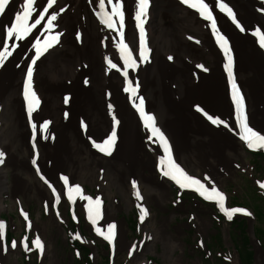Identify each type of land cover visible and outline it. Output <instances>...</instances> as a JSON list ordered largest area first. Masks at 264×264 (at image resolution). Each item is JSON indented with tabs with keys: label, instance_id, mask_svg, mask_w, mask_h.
Masks as SVG:
<instances>
[{
	"label": "bare ground",
	"instance_id": "obj_1",
	"mask_svg": "<svg viewBox=\"0 0 264 264\" xmlns=\"http://www.w3.org/2000/svg\"><path fill=\"white\" fill-rule=\"evenodd\" d=\"M222 2L232 9L245 31L237 29L227 15L215 7V0H205L217 21L218 30L229 41L233 77L245 101L249 126L264 134V50L259 48L251 34L253 29L264 25V13L259 11L264 8V0ZM46 3L47 0L38 1L37 11L33 13L35 17ZM106 3L109 8L106 13L111 14L115 0H112V4L108 0ZM124 3L130 14V17L126 16L124 28L120 29L118 19L113 17L115 27L109 29L101 25L88 9V0H54L41 23L23 41H18L12 55L1 67L0 146L5 151L1 159L4 162L2 167H12V175L11 183H8L0 165V196L2 190L7 191L8 187L11 188V197L19 193L24 196L30 194L32 183L20 171L33 173V168H37L40 179H37L34 187L39 198L45 199L48 205L52 198L58 200L59 191L65 192V182L60 179L64 176L69 187L74 184L80 188V193L72 201L83 207L88 218L85 205L89 201L82 197L89 196L80 182L92 185L94 177L101 175L95 195L100 197L101 219L94 226L107 232V224H114L113 238L116 235L120 247L131 250L132 264H154L145 260L144 256L146 252L153 251L157 243L161 245L160 256L165 264H183V245L179 235L181 227L186 225L175 226L173 234L167 229L173 215L164 217L159 225H155V215L146 207L153 203L163 208L170 191L165 181L168 178L162 176L158 179L155 174L157 159L163 155L159 141L155 137L148 138L151 152L145 147L139 114L129 101L128 94L123 91V62L117 44L126 37L129 40L137 37L133 27L136 2L124 0ZM34 5H37V1ZM19 6V0H9L5 12L0 16V29L5 25L10 26V18L14 17ZM52 11L57 13L52 29L57 28L62 34L59 35L57 47L37 62L34 86L39 104L31 117L36 125L33 129L28 126L29 116L20 95L22 73L33 50L31 41L47 34V30L39 29L43 28L46 17ZM147 15L149 17L144 20L148 24L147 32L153 48L150 58L147 57L142 63L138 53L133 56L137 65L135 72L128 70L130 84L136 87L137 96L143 98L145 111L154 116L155 125L165 135L174 161L189 175L200 179L205 187L211 189L215 186L225 198L222 178H231L234 169L240 168L237 160L245 152L244 142L240 140L239 130L235 126L227 75L223 69V53L212 36L208 21L203 20L196 10L181 4L180 0H149ZM77 32L80 33L79 40ZM12 39L9 38L10 43ZM105 57L116 63L117 68H110ZM197 65L202 67L198 68ZM65 96L69 98L67 103ZM109 104L112 105L111 114ZM195 106L227 121L229 128L212 125L196 111ZM113 116L118 121L116 140L111 152L106 155L93 148L92 142H101L112 131ZM44 120L50 123L41 135L39 125ZM81 121L86 125L84 129L80 127ZM8 128L9 134L18 138L22 156L14 152V146L5 134ZM33 133L35 141L30 137ZM33 145L38 154L34 167L31 165ZM37 146L41 147L40 150ZM205 177L208 179L205 180ZM132 180L137 182L140 194L139 198L135 196L137 203L147 213L141 221L142 237L135 243L126 236L124 220L116 218V212L124 207L122 202L129 207ZM113 190L121 195V199L116 198ZM104 197L107 203L102 200ZM225 201L226 198L225 208L230 209ZM176 205L184 208L181 200ZM21 212L26 216L25 210ZM236 214L249 215L234 213L232 216ZM52 218L62 231L60 217L52 214ZM26 219L32 228L41 229L42 236H46V223L41 227L35 221ZM195 219L198 233L205 232L211 224L210 218L199 214L195 215ZM36 238L42 244V258L48 255V264H59L52 238L48 246L40 235H36ZM10 248L6 247L3 252L1 250L3 264L6 262L5 253ZM176 250L180 254L174 255ZM256 263L264 264L263 252L258 247ZM191 264H198V260ZM234 264H238L236 256Z\"/></svg>",
	"mask_w": 264,
	"mask_h": 264
},
{
	"label": "rangeland",
	"instance_id": "obj_2",
	"mask_svg": "<svg viewBox=\"0 0 264 264\" xmlns=\"http://www.w3.org/2000/svg\"><path fill=\"white\" fill-rule=\"evenodd\" d=\"M9 131L10 130L8 128L6 131L7 136ZM8 137L12 144H18L14 134L11 136L9 135ZM18 154L21 155L20 152H18ZM237 163L240 168L234 169L231 178H222V187L226 193L229 207L235 208L237 207V204H241L242 208L247 209L251 213V218L247 216H235L227 221L223 219L225 218L224 214L217 211L215 206L211 203L205 201L199 202L198 200H195L189 193H179L178 195V193L172 188L169 189L170 196L168 197L167 201L164 202L163 208L157 207L153 203H149L148 208H150L151 213H154L155 215V225H159V221H162L164 217H169L171 214L173 217H171V219L168 221L167 229L173 234H175V226L183 224L186 225L181 227L182 232L179 235L183 245V264H191L195 260H198V264H211V262L217 264L220 263L219 260L222 258L217 255L220 253L218 252L220 251V248H218V243L225 249L223 258L225 257L226 264H234L235 253L237 254L238 264H242L238 255V251H241L244 245H247V247L253 251L254 254L251 261L249 258L250 264H257V247L260 248L264 255V231H262L264 230V202L261 198V196L264 197V188L260 187V184L264 183V155L255 156L254 154L245 152L242 158L237 160ZM6 170L8 172V180L10 181L12 168L7 167ZM20 173H22V176L28 178V180L32 183L33 192L27 196L19 194L18 197L23 202L24 206L30 209L33 220H35L39 225H43V222H46V242L48 244L49 240L52 238L59 264H82L85 262L87 260L85 257L77 259L79 253L76 251L71 252V250L74 249V246L72 245L71 249V246H69L66 241L65 230L63 229V231H59V228L53 222L51 216H46V214L38 217L39 214H42L40 208L42 207L41 202L44 200H41L36 195V189L34 187L36 179H34L32 174L30 175L27 172L20 171ZM98 180L99 176L97 175L94 177L92 185L88 184L87 182L82 183L85 185L87 191H91L92 194H95L98 187ZM113 192L118 199H121V195H119L116 190H113ZM179 200L184 202V208L176 205ZM2 201L4 205L3 209L1 210V215L4 217H8L9 215L13 216V220L8 219V222L9 228H11L10 230L12 233H14V235L10 238L7 237L6 246L11 247L13 243L17 244L16 247L11 248V252H9L10 249L7 250L6 263L48 264L49 256L41 259L39 250L33 247L31 242L34 238V233L28 230L26 224L25 228L29 233H26V236L29 243L26 247L20 245L19 242L21 236L19 233L22 231V227H24V221L21 218H18L16 214L15 200L6 196V193H3ZM196 203L197 205L195 206ZM60 204L58 207L61 211ZM122 206L124 207L120 211L116 212V218L124 220L126 236L128 240H132L138 236V223L136 222V218H134V215L136 214V208L132 207L133 203L130 200L129 207H125L123 202ZM200 210H206V212L203 213L200 212ZM72 212L76 213V215L80 213V208L77 204L72 206ZM196 214L202 215L204 218H211V225H209L205 232H197L195 226ZM254 214L255 218L253 217ZM62 215L65 217V209H62ZM63 220L65 222L63 223L64 227L68 229L69 219L63 218ZM80 220L82 222H80V228L82 229L83 235L86 238H91L93 242L96 243L94 246L92 244L87 245V247L93 252L92 264H132V258L129 252L126 251L125 248H121L119 242L117 251L113 250L108 263L106 261L107 252L105 249H103V245L105 247L106 245L101 240H99L98 235L85 218H81ZM236 220L243 221L239 222V225H237L235 222ZM67 221L68 224L66 223ZM73 230L78 232L79 229L76 225L71 224L70 231ZM140 232L141 231L139 230V233ZM16 233H18V235H15ZM217 233L219 234L220 239L217 238ZM244 234L246 238L244 237ZM254 234H256L257 238L260 239V243H257ZM200 240L203 242V248L197 247ZM115 245H117V243H115ZM206 247L209 248L212 253H209ZM161 251V245L157 243L154 246L153 251L146 252L144 257L146 259L148 257L149 260H152V262L154 261L156 264H165V261H163L160 256ZM81 254H83V250ZM178 254H180V251L176 250L174 255ZM25 257H27V262L24 261ZM242 261L243 264H246L247 257L244 256ZM89 264H91V261H89Z\"/></svg>",
	"mask_w": 264,
	"mask_h": 264
},
{
	"label": "snow or ice",
	"instance_id": "obj_3",
	"mask_svg": "<svg viewBox=\"0 0 264 264\" xmlns=\"http://www.w3.org/2000/svg\"><path fill=\"white\" fill-rule=\"evenodd\" d=\"M109 4H112V0H108ZM136 2V11L134 15V19L136 20V27L140 30V41H139V58L140 62H144L147 58L148 49L144 43V31L140 27L142 20L146 19V10L148 8L149 0H135ZM54 0H47V3L44 4L43 10L39 11V15L35 17L33 21L30 22V17L34 12L37 11V5L34 6V0H23V3L20 5V9L15 11L14 17L10 18V26L5 25L0 32H2V47H0V65H3L5 61L12 55L10 49H15L17 44L16 40L23 41L26 37L29 36L30 33L33 32V29L36 28L38 24L41 23V19L45 17V12H47L53 5ZM181 4L187 5L189 8L195 9L196 12L199 13V16L203 18V20L208 21V26L211 29V33L215 42L224 56L223 69L227 75V85H228V94L231 99V104L234 109V117H235V126L239 130L238 135L241 141L245 143V145L249 149H264V134H261L259 131L254 130L249 126V122L247 120L246 114V105L244 98L240 92L239 87L237 86L232 71V52L229 47L228 39L220 33L217 28V21L213 18L212 11L209 10V4L205 3V0H180ZM9 4V0H0V13H4L6 10V5ZM101 8V12L98 13V17L107 28L113 29L115 24L113 22V17L119 19L121 21L119 27L120 29L124 28V15L121 11V0H115V3L112 4V13L104 12V3L103 0H100L99 4ZM215 7L219 9L220 12L225 13L229 20H231L232 24L235 25L237 29L240 31H245V27L241 25L240 22L236 19L233 14L232 9L226 4L223 3L222 0H215ZM63 11V8L60 9ZM262 13H264V8L259 9ZM57 13L56 11H52L50 15L46 17V22L43 24V28L39 29L40 31L47 30V33L43 40L37 38L31 41V47L34 49L35 54L31 56V59L27 62L26 70L23 74V84H22V97L24 102V108L29 116L28 126L30 128L35 129L36 125L32 120V113L36 105L39 104V100L32 89V81H33V64L37 61V59L42 56L44 52H46L49 48L53 46L57 42L59 33H52L51 29L54 27L53 21L56 19ZM264 25L257 27L251 31L252 36H254L255 42L259 45L261 50H264ZM119 34V33H118ZM77 39H80V33L76 34ZM9 38H14L13 42H9ZM117 48L119 50L120 60L123 62V71H121V75L124 77L123 81V91L128 94L129 101L132 102L133 107L136 112L139 114L140 121L143 127L147 130L148 138L152 139L155 137L160 144L161 149L163 150V155L158 157L156 167L160 171L161 175L167 177L174 181L181 189H194L201 197L205 200L212 201L214 200L219 207L220 211L225 214L228 219L232 218V214L234 213H244L249 214L243 208H232L226 209L224 206V195L220 191L217 190L215 186H212L211 189L205 187V184L201 182L200 179L189 175L185 170L174 161L172 157V153L168 144V141L163 134V132L155 125L154 116L151 113L145 111L144 101L142 97H138L136 94V87H133L130 84L128 72L131 69L133 72L136 71L137 61L133 58L132 51L129 50L128 46L124 42L123 39L120 40V43L117 44ZM27 55V53H26ZM171 60L172 57H169ZM106 63L112 69L117 68L116 63H112L108 57H105ZM19 67V65H17ZM198 68H201V65H197ZM207 71L206 68L203 69ZM87 83V80H85ZM68 96H65V103L68 102ZM139 100V103L136 101ZM196 111L200 112L212 125H222L224 128H229L228 122L214 115H210L205 112L199 106H195ZM109 113L111 114L112 105H108ZM67 116V113H65ZM50 122L48 120H44L43 123L39 125V133L43 135L46 132V126ZM118 121L115 116L112 118V131L108 133L105 139L101 142H92V147L98 149L101 153L109 154L112 150V145L116 140V125ZM81 129L86 127L84 121H81L80 124ZM231 130V129H229ZM35 135V133H34ZM33 153H35V145H33ZM4 156L3 152H0V158ZM2 162V161H0ZM32 162L35 165L36 156L33 155ZM39 174V172H38ZM43 179V177H41ZM60 179L65 182V192L69 201H72L74 196L80 193V188L77 185L68 186V180L66 177L61 176ZM205 180L208 178L205 177ZM47 183V181H45ZM51 187V185H49ZM131 187L133 189V194L140 197L137 182L135 180L131 181ZM261 188H264V183L260 184ZM179 195V193H178ZM85 200L89 201V204L85 205V208L88 211V218L95 225L96 221L100 217V197H95L93 201L90 197H82ZM55 208V204L52 205ZM145 209L140 206V218L143 219L146 215ZM21 215H24L21 212ZM75 218V217H74ZM107 232H99L100 235L111 245L113 239V229L115 227L114 224H107ZM4 238V224L0 222V240ZM20 245L25 246V241L22 239ZM32 245L36 249H41L42 244L38 238L32 240ZM15 247V243L12 245ZM26 247V246H25ZM131 255V250L129 251Z\"/></svg>",
	"mask_w": 264,
	"mask_h": 264
},
{
	"label": "trees",
	"instance_id": "obj_4",
	"mask_svg": "<svg viewBox=\"0 0 264 264\" xmlns=\"http://www.w3.org/2000/svg\"><path fill=\"white\" fill-rule=\"evenodd\" d=\"M244 256H246L247 257V262H246V264H248L249 263V258H250V255L248 254V253H245L244 255H243V257Z\"/></svg>",
	"mask_w": 264,
	"mask_h": 264
}]
</instances>
